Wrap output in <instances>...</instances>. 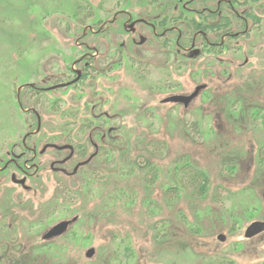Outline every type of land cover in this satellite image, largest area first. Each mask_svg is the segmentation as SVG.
Returning a JSON list of instances; mask_svg holds the SVG:
<instances>
[{"label": "rangeland", "instance_id": "374dc122", "mask_svg": "<svg viewBox=\"0 0 264 264\" xmlns=\"http://www.w3.org/2000/svg\"><path fill=\"white\" fill-rule=\"evenodd\" d=\"M187 1L0 0V156L36 164L27 191L0 187L27 209L0 217V264H264V232L244 237L264 220V0ZM72 66L82 78L43 98ZM64 141L73 162L95 153L71 175L49 168L67 151L39 154Z\"/></svg>", "mask_w": 264, "mask_h": 264}, {"label": "flooded vegetation", "instance_id": "af4514ba", "mask_svg": "<svg viewBox=\"0 0 264 264\" xmlns=\"http://www.w3.org/2000/svg\"><path fill=\"white\" fill-rule=\"evenodd\" d=\"M194 1H196V0H188L187 1V3L188 4H185L184 6H183V8L184 9H187V6L190 4V3H192V2H194ZM224 0H220V4L222 5ZM188 10V9H187ZM206 9H204L203 10V12L205 11ZM201 12V11H200ZM200 12H199V14H200ZM117 14H115V16H114V18L113 19H115V17H117L116 16ZM236 15H237V13H236ZM129 18V20H128V22L126 23V25H127V28H126V30H128V32H130V33H134V32H138V31H140V25H146V23H148L149 25H146V26H148V28L155 34L156 33V23L155 22H146L145 20H144V18H141V17H139V18H137V19H131L130 18V16L128 17ZM243 19L245 20V18L243 17ZM166 21V20H165ZM165 21H160V24H162L163 22H165ZM111 22H115V20H112ZM221 22V21H220ZM136 24H138V27H139V30H138V28L136 29V27H135V25ZM219 28H221V25L220 26H218ZM172 28V27H171ZM203 28H205L204 26H201L197 31H196V35H200L202 38H203V41H204V43L205 44H207L208 46H214V44L212 43V42H210L209 41V39L207 38V34H206V32H205V30H203ZM171 31V30H170ZM229 32H227L226 33V31L224 32V36H229ZM231 36V35H230ZM144 41H145V36L144 35H142V34H139V41H138V43L139 44H142V43H144ZM194 46V41H193V43L191 44V47L190 48H192ZM120 47H124V44L122 43V44H120ZM190 48H182L183 50H190ZM195 50V54L197 53V48H195L194 49ZM182 51V50H181ZM185 53V52H184ZM85 58H86V60H85V62L83 63V67L84 68H89V65H91L92 63H91V60H94L95 58H93L94 57V54L92 53V54H90V55H85L84 56ZM81 60H83V57L80 59V60H78V61H76L75 62V64H77V63H80L81 62ZM70 73H72V74H74V76L72 77V78H69V79H67V80H64V81H61V82H57V83H55V84H51V85H44V86H40V87H38V92L40 93V94H42L41 96L43 97V98H46L50 93L51 94H53L54 95V93H56V95H54V97H59V91L58 90H60V89H64V88H68V87H70V86H73L74 84H76L81 78H82V70H80V69H77V68H75V67H73L72 66V68H71V72ZM201 85V84H200ZM205 87V86H204ZM48 99L49 98H47V101H48ZM191 101V100H190ZM189 101V102H190ZM163 102V101H162ZM188 102V103H189ZM173 103H180V102H173ZM183 106H187V105H184L183 103H181ZM32 112V111H31ZM33 113H35V115H37L38 116V114L36 113V112H34L33 111ZM39 126L38 127H36V129L35 130H33V131H31V132H29V133H26L24 136H23V138H22V146L26 143V141H27V138L29 137V136H31V135H34L35 133H37L38 131H39V129H40V124H38ZM46 144H56L57 146H67V147H65V148H55V147H47L44 151H42V147L44 146V145H46ZM42 147L40 148V150H39V154H43V153H45V151L46 150H48V149H54V150H56V151H67V154L66 155H64V156H61V157H56V158H54V159H52L51 160V162H50V164H49V168H50V170H52L53 172H60V173H63V174H65V175H71V174H74V173H76L78 170H79V168L81 167V166H83V165H85L86 163H84V164H81V162H83L84 160H80V161H75V162H73L74 161V158H75V155L77 154V145H73L71 142H63V143H61V144H59V143H57V142H46V143H44L43 145H42ZM10 151H5V155L3 156V157H1L0 156V187L2 186V185H4V182H3V180L7 177V179L10 181V182H12L13 184H15V185H18V186H20V187H22L24 190H26L27 191V188H28V185H26V180H27V178H28V176H29V174H30V172H29V169H31V168H36V164H34L33 163V160H28V159H23L22 157H23V155H20V156H17V157H12V156H10ZM33 154H36V150H33ZM93 154V155H92ZM91 155H89V157L91 156V158L92 157H94V155H95V153H92ZM90 158V159H91ZM87 159V158H86ZM28 162H29V164H28ZM31 163V164H30ZM88 163V162H87ZM72 164V169H71V171H69V169L67 168V166H69V165H71ZM75 170V171H74ZM8 171H10V173L8 172ZM18 173V174H21L22 175V177H19V178H16L15 176V174L16 173ZM31 175V174H30ZM1 190V189H0ZM3 192V191H2ZM0 194H3L6 198H9L10 196H11V194H12V191H6L5 190V192L4 193H1L0 192ZM11 200H9V199H7V200H5V201H3V202H0V217L1 218H8V217H10V219H9V221L11 220V221H13V220H15L14 218H13V211H21V212H23V211H25V210H27L26 208H24L23 206H18V204H21L22 203V201H20V202H18V204L17 205H13L11 202H10ZM16 217V216H15ZM6 221H7V219H6ZM5 221V222H6ZM22 221V226L24 225L25 226V223L23 222V220H21ZM62 221V220H61ZM4 222V221H3ZM60 222V221H59ZM70 224V223H69ZM68 224V225H69ZM7 225H9V224H7V223H5V224H2L1 223V226H0V232H2V234L3 233H5L4 232V230L2 229V226H7ZM55 225V224H54ZM53 225V226H54ZM11 225H9V227H10ZM53 226H51L50 228H47V230H45V232H43V235H42V239H48V238H53V237H55V236H57V235H52V234H48V235H46L47 234V232L48 231H50L51 229H52V227ZM68 227V226H67ZM66 227V228H67ZM13 228V226L11 227V229ZM66 230V229H65ZM14 231V233H17L18 234V229H15V230H13ZM12 231V232H13ZM12 232H10V233H7L6 232V234L5 235H12ZM264 231H262V232H259L258 234H260V233H263ZM258 234H256V235H258ZM46 235V236H45ZM59 235V234H58ZM256 235H254V236H256ZM45 236V237H44ZM254 236H252V237H254ZM251 238V237H250Z\"/></svg>", "mask_w": 264, "mask_h": 264}, {"label": "water", "instance_id": "95a60500", "mask_svg": "<svg viewBox=\"0 0 264 264\" xmlns=\"http://www.w3.org/2000/svg\"><path fill=\"white\" fill-rule=\"evenodd\" d=\"M205 85L201 84V85H197L194 90L188 94V95H182V94H175V95H170L165 97L162 101L163 102H180L183 103L184 105H187L188 102L197 95L198 91L200 89H202ZM39 126V125H38ZM55 147V148H65L67 146H57L56 144H46L42 147V151H44L47 147ZM93 155V154H92ZM91 155V156H92ZM90 157H88L87 159H85L83 162H81V164L87 163L90 160ZM75 171V170H74ZM76 217H73L70 220H62L58 223H56L52 229L50 231L47 232L46 235L48 234H52V235H58L60 234L62 231H64L66 229V227L68 226V224L70 222H72L73 220H75ZM264 231V220H254L252 222H250L244 231V237L246 238H250L256 234H258L259 232ZM45 235V236H46ZM44 236V237H45ZM219 240H223L224 236L222 234H219L217 237ZM94 253V249L92 247L88 248L85 252V255L87 257H91Z\"/></svg>", "mask_w": 264, "mask_h": 264}, {"label": "trees", "instance_id": "16d2710c", "mask_svg": "<svg viewBox=\"0 0 264 264\" xmlns=\"http://www.w3.org/2000/svg\"><path fill=\"white\" fill-rule=\"evenodd\" d=\"M197 175H199V176H201V181L203 182V183H205V180H207L206 178H205V176L202 174V173H198ZM200 183V182H199ZM199 189H201V187L199 188Z\"/></svg>", "mask_w": 264, "mask_h": 264}]
</instances>
